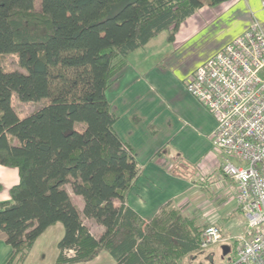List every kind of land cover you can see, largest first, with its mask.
<instances>
[{"label":"trees","instance_id":"trees-1","mask_svg":"<svg viewBox=\"0 0 264 264\" xmlns=\"http://www.w3.org/2000/svg\"><path fill=\"white\" fill-rule=\"evenodd\" d=\"M37 1L0 0V164L20 175L12 201L0 202V233L12 247L3 264H24L58 222V263L88 264L103 251L115 264L191 263L207 224L171 201L150 220L128 204L142 169L106 91L131 53L165 30L172 40L198 9L227 0ZM6 54L23 71L5 69ZM14 96L42 105L20 115ZM85 218L104 231L92 234ZM229 246L221 264L234 256Z\"/></svg>","mask_w":264,"mask_h":264},{"label":"crops","instance_id":"crops-1","mask_svg":"<svg viewBox=\"0 0 264 264\" xmlns=\"http://www.w3.org/2000/svg\"><path fill=\"white\" fill-rule=\"evenodd\" d=\"M262 1L227 0L214 6L205 5L178 27L170 41L175 48L184 50L209 43L204 47L203 55L197 60V67L221 50L234 37L244 32L254 17L258 18L264 27V11H260ZM150 42L144 47L149 46ZM141 48L129 55L128 64L122 74L111 82L106 91L112 110L119 116L115 128L124 140L134 145L136 157L142 169L136 184L128 194V204L147 220L153 218L160 208L170 201L188 216L203 217L206 218L205 221L209 220L211 214L217 209L221 213L218 219H220L222 232L227 235L221 221L224 222L227 217L235 214L236 210L240 211L236 199L235 182L222 173L219 165L208 167L197 163L196 169L190 172L191 174H180L174 164L176 149L170 147L173 138L168 140L164 135L157 133L159 129L154 125L157 124V116L153 117L152 122L155 135L149 137L146 133L144 89L147 88L149 81L158 82L160 79L155 73L157 71L155 64L153 66L152 63V67L147 68L150 64L146 63L147 59L142 55L139 59ZM152 71L154 73L148 78L146 75ZM109 91L112 94L111 98H109ZM122 120L125 125H120L121 128H119ZM188 175L194 184H197V188L189 196L179 198L180 194L176 190L183 183L180 180L184 179L179 176ZM203 175L204 179L201 178ZM19 179L17 168L0 164V202L12 201L10 190L19 182ZM165 189L173 191L168 198L163 197ZM79 207L83 209V206ZM99 226L101 227L99 232H102L104 226ZM64 231V226L60 222L48 227L37 238L24 264H62L57 262V258L58 242L63 237ZM11 249V245L0 233V264L4 263ZM230 258L228 256L227 259ZM209 261V264H214L211 262L212 259ZM88 264H115V260L108 251H103Z\"/></svg>","mask_w":264,"mask_h":264},{"label":"built area","instance_id":"built-area-1","mask_svg":"<svg viewBox=\"0 0 264 264\" xmlns=\"http://www.w3.org/2000/svg\"><path fill=\"white\" fill-rule=\"evenodd\" d=\"M187 87L217 119L211 139L222 154L219 166L235 182L238 207L248 220L246 234L238 238L234 256L226 264H264V27L260 20L254 17L244 32L199 64ZM206 224L201 250L229 240L220 219Z\"/></svg>","mask_w":264,"mask_h":264},{"label":"rangeland","instance_id":"rangeland-1","mask_svg":"<svg viewBox=\"0 0 264 264\" xmlns=\"http://www.w3.org/2000/svg\"><path fill=\"white\" fill-rule=\"evenodd\" d=\"M37 5H39V0ZM169 36V30L161 32L158 37L150 42L149 46L141 48L142 50L139 52V59L142 55L147 59L146 63H150L147 68L152 67V63L153 66L154 64L157 66L155 73L157 78L160 79L158 82L149 81L147 88L144 89L146 104L144 127L149 137L154 136L152 122L153 117L157 116V124H154L159 129L157 133L164 135L168 140L173 138V142L169 146L176 149V161L172 162H174L178 172L184 175L183 173L191 174L190 172L196 169L197 163L208 167H217L220 160H222V154L213 146L210 137L218 124L216 117L187 87L197 60L203 55L205 52L204 47L209 43L203 44L201 47H190L187 50L178 49L170 41ZM2 63L5 69L23 71L16 54L2 56ZM153 73L152 71L146 76L149 78ZM141 90L143 89L141 88ZM111 97L112 94L109 91V98ZM13 102L20 115L30 114L42 105V101L24 102L20 101L17 96H14ZM120 125H125L124 120L120 122L119 128H121ZM179 157H181V160H179ZM179 177L184 178L180 180L183 183L176 190L180 194L179 198L189 196L197 188V184H194L189 175ZM68 189L77 205L84 207L83 198L74 194L70 185H68ZM169 194H173V191L165 189L163 197L168 198ZM220 215L221 213L216 209L209 220H214ZM205 220L206 218L196 216L197 223L201 225H206ZM85 223L95 236H99L104 231L103 229L102 232H99L101 229L100 224L92 219L85 218ZM221 224L227 234L225 236L229 238L224 244L229 243L235 250L238 246V238L245 235L247 231L248 220L246 216L241 210H236L235 214L227 217L224 222L222 220ZM221 245L223 244L200 250L193 254L194 257H187V262H191L189 264H209V259H212L211 262L214 264L224 262L226 254ZM73 253V251L69 252L70 255H73Z\"/></svg>","mask_w":264,"mask_h":264},{"label":"water","instance_id":"water-1","mask_svg":"<svg viewBox=\"0 0 264 264\" xmlns=\"http://www.w3.org/2000/svg\"><path fill=\"white\" fill-rule=\"evenodd\" d=\"M224 253L227 254L229 252L230 246L229 245H223Z\"/></svg>","mask_w":264,"mask_h":264}]
</instances>
